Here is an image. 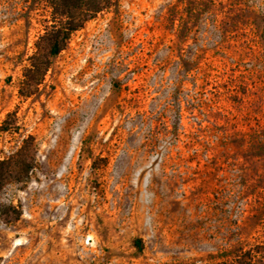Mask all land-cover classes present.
<instances>
[{"label": "rangeland", "instance_id": "374dc122", "mask_svg": "<svg viewBox=\"0 0 264 264\" xmlns=\"http://www.w3.org/2000/svg\"><path fill=\"white\" fill-rule=\"evenodd\" d=\"M51 20L0 0V264H264V0H116L29 70Z\"/></svg>", "mask_w": 264, "mask_h": 264}, {"label": "trees", "instance_id": "16d2710c", "mask_svg": "<svg viewBox=\"0 0 264 264\" xmlns=\"http://www.w3.org/2000/svg\"><path fill=\"white\" fill-rule=\"evenodd\" d=\"M51 7L52 20L39 37L47 46V53H35L31 67L44 72L50 63V56L57 55L67 45L73 31L84 26V23L98 13L112 6L116 0H46ZM38 43V42H37ZM13 175L11 164L0 159V181ZM15 175V174H14Z\"/></svg>", "mask_w": 264, "mask_h": 264}]
</instances>
